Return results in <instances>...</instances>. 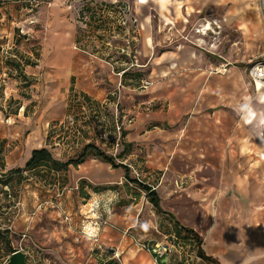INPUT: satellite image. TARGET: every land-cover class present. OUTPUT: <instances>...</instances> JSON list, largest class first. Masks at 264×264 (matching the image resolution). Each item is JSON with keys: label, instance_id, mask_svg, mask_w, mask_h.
<instances>
[{"label": "rangeland", "instance_id": "rangeland-1", "mask_svg": "<svg viewBox=\"0 0 264 264\" xmlns=\"http://www.w3.org/2000/svg\"><path fill=\"white\" fill-rule=\"evenodd\" d=\"M157 1L148 0L146 4H136L135 0H0V167L4 166L7 158L16 161L24 157L26 150L31 148L45 147L50 150L54 159L64 162L76 157L83 145L92 143L112 156L117 163L130 165L129 175L132 179L154 187L160 183L162 173L159 171L152 173L151 177L145 174L142 164L145 154L138 150L142 147H137L132 157L124 154L118 156L123 150H127V140L120 138V133L134 122V115L131 114L126 118L121 116L119 121L120 111L125 109L126 103L132 101V98L128 100L124 94L133 95L135 103L141 102L145 98L141 91H147L155 81L148 78V68H140L144 62L141 38L147 32L141 22L143 18L150 17L152 27H155ZM87 4L101 21L107 23L103 28L96 29L98 22L89 20L87 14L79 15V11ZM259 4L264 24V0H260ZM122 17L127 20L125 26L119 23ZM202 28L197 25L193 31ZM228 38L227 43L231 46L238 41L239 36L230 31ZM76 40L80 41L79 44H76ZM203 43L204 41L198 44L204 45ZM153 45L154 54L163 50L156 48V39L153 40ZM122 50L130 53V56L122 53ZM240 51L234 49L231 53L236 58ZM97 52L111 56L114 67L118 69L131 68L133 73L144 74L139 84L146 88L123 86L121 80L119 83L120 73L111 76L118 79V82H109L102 68L104 60L92 54ZM121 56L126 58L127 63L117 60ZM24 58L36 63V66L24 68L23 72L28 79L26 82L5 65L6 59L20 63ZM252 65L254 64L236 70L234 74L227 69L223 74L215 72L216 69L210 71L214 85H218L213 92V104L201 115L197 114L196 120L188 115L176 123L166 125L150 122L145 126L150 138L146 143L156 146L170 144L172 149L183 145L187 154L198 160L203 158L205 153L202 150L206 144L213 147L212 154L220 155L221 146L227 142L228 135L230 137L237 129L244 130V139H240L245 151L244 164L243 167L232 169L231 175L236 177L229 183L228 191L221 182L224 169H190L183 166L180 160L172 161L171 177L159 187L163 201L170 195L169 188L175 189L177 195H186V191L194 190L198 200L192 203L204 210L203 213L199 210L187 211L184 209L183 199H179L176 201V208H181L182 212L178 218L184 223L198 226V232L204 239L205 230L214 226V222L211 219L205 223L203 214L217 217L215 226L225 230L227 245L235 249H246V245L252 242L250 237L252 238L253 233L248 229L256 223L260 226V243L264 245V148L260 142L264 137V107L260 110V125L258 120L256 127L254 123L243 125L245 121L231 113L235 112V108H229L221 98L225 95L226 101L227 98L237 96L253 97L254 90L250 85L252 80L248 74ZM97 77L104 79L98 82ZM219 77L224 79L223 86H220L219 80L215 81ZM81 83L104 88L108 92L104 101L86 102L71 95L70 87ZM127 83L133 82L128 80ZM254 145H260V157L258 154L254 155ZM255 150L257 151V147ZM180 154L177 151L171 155ZM259 159L260 164H255L254 160ZM191 170H195L196 176L188 177L187 171ZM121 172L123 173L119 172L117 175L118 172L108 164L90 156L83 164L76 168L69 167L67 171L50 172L47 168H39L35 172L24 173V179L20 183L14 177L9 187L0 186L1 224H7V220L12 222L14 218L25 214L32 216V213H37L40 219L38 224L47 223L59 234L61 230L63 234L60 235V242L73 246L82 236L79 231L81 214L78 210L82 204L97 195V207L99 204L100 210L97 217L101 227L108 225L112 216L115 219L113 226L125 230L126 237L142 244L147 253L156 244L168 243L177 250L170 254V259L175 260L173 264L184 260L188 264L194 263L192 258L196 255V248L175 237L171 222L164 216L156 215L144 193L134 184L127 183L123 177L125 172ZM82 175H85L84 179L73 181ZM258 178L259 192L255 193L254 198L253 187L256 188V183L253 182ZM66 180L67 186L64 185ZM80 187L88 195L87 199L81 195ZM93 188L98 189V192H94ZM221 190L228 193L225 196L227 200H209L210 197L205 195L207 192L209 195L220 193ZM205 203H208V208L203 209L202 205ZM5 212L7 215H2ZM258 213L262 215L261 220L255 217ZM22 239L20 235H15L14 246L11 247L30 251L31 264H40L34 257L36 253H41L39 245L28 239L21 241ZM98 251L100 259L110 264L106 261L111 251ZM2 256L3 252L0 251V264ZM178 257L181 259L178 260ZM50 264L56 263L51 260Z\"/></svg>", "mask_w": 264, "mask_h": 264}, {"label": "crops", "instance_id": "crops-1", "mask_svg": "<svg viewBox=\"0 0 264 264\" xmlns=\"http://www.w3.org/2000/svg\"><path fill=\"white\" fill-rule=\"evenodd\" d=\"M259 1L199 0V5H197V0H158L155 27H152L150 17L143 18L141 22L147 32L141 38V53L144 62L140 68H148V78L155 79V81L147 91H141L145 97L141 102L135 103L133 95L124 94L128 100L132 98V101L126 103L125 109L120 111L123 115L119 113V120L121 116L126 118L130 114L134 115L133 124L125 129L126 135L123 139L127 140L125 141L127 150L124 156L132 157L136 148L142 147L138 150L143 151L145 154L142 163L144 170H146L145 174L151 177L155 171L162 173L161 184L153 186L158 194L160 207L163 211L172 214L181 226L192 229L201 239L203 238L202 234L198 232L199 227L192 223H184L185 221L179 219L178 216L182 210L176 208V201L183 199L184 209L193 212L199 210L200 213H203L204 210L198 209L196 204L192 203V201L198 200L197 193L194 190H188L186 195H177L175 189L170 190L169 188L170 195L166 201H163L159 187L163 182L165 183L169 176L171 177L172 161L180 160L183 166L190 169L197 167L224 169L221 182L228 191L229 183H232L233 178L236 177L231 175V173L233 174L232 169L243 167L244 164L245 151L243 150V144L240 142V139L241 141L244 139V130L237 129L236 133L231 134L230 137L228 135L227 142L221 146L220 155L212 154L213 147L206 144L202 150L205 154L202 155V159L198 160L196 157L187 154V150L183 145H178V149L176 147L172 149L170 144L156 146L155 144H148L149 142L146 143V140L149 141L150 138L147 136L149 132L145 131V126L150 122L166 125L176 123L188 115H191V119L196 120L197 114L201 115L213 104V92L218 85H214L210 71L225 66L228 72L234 74L236 70L244 69L264 54V24L260 14ZM147 2L148 0H135L136 4H146ZM130 3L129 9L131 10ZM202 13L203 16H201ZM197 25L203 28L193 31ZM230 31L239 36L238 41L233 42L231 46L227 43L229 42L228 34ZM154 39H156L158 45L156 48L163 49L158 54H154ZM203 41L204 45L198 44ZM234 49L241 50L236 58L231 53ZM102 62L104 64L102 68L106 74L105 78L109 82H118V79L111 77L112 75L116 76L113 68L115 63L105 60ZM120 77L121 75H119V83ZM219 78H216L215 81L219 80L220 86H223L224 79ZM103 79L97 77L98 82L103 81ZM250 85L254 90L252 81ZM74 89L83 92L92 101L95 100L94 102L104 101L108 94L106 90H103L104 88L92 87L87 83L76 84ZM221 98L222 102L226 103L229 108H235V112L232 111L231 113L236 118L239 117L241 121H245L243 125L254 123L255 126L256 120L260 125V110L264 107V89L261 94L254 90L253 97L237 96L227 98L226 101L225 95ZM119 104L122 106V103L119 102ZM224 114L227 115L228 112H224ZM254 126L253 128L256 127ZM260 142L264 148V137ZM256 147L257 151L255 150ZM253 149L254 155L260 154V145H254ZM32 150V148L26 150L24 157L16 161L7 158L4 161V169H0V174L11 168L23 167L30 154H32ZM177 151L181 152L179 156L171 155ZM10 154L8 157L11 156ZM260 160H254V163H259ZM127 166L130 173L131 167L130 165ZM113 170L118 172L117 175L124 171L121 168ZM88 174L90 177L92 176L90 173ZM187 174H189L188 177L191 175L196 176L195 170L187 171ZM82 176L75 178L73 181L84 179L85 175ZM66 183L67 180L64 185ZM253 183H256V188L253 187L255 198V193L259 192V178ZM227 194L221 190L220 193L214 192L209 195L207 192L205 195L207 198L210 197L209 200H227L225 197ZM94 196L89 202L82 204L78 210L81 214L79 231L82 236L79 237L81 239L80 241L77 240L76 245L70 246L68 243H61L60 235L63 234L62 231L60 230L61 234H59L47 223L45 225L38 224L40 219L37 213H32V216L25 214L16 217L12 222L7 220V224H1L0 220V230L7 229L9 231L11 246H14L13 239L15 235H20L23 238L21 241L28 239L38 244L41 253H36L34 257L40 264H50L51 260H54L56 264H106L105 261L100 259L101 255H99L98 250L102 249L111 251L106 261H109L110 264L174 263L175 260H171L170 255L162 258L159 261L160 263H156L153 257L144 250L142 244L128 236L126 237L125 230L116 229L113 226V220L115 219L112 216L110 217L112 222L110 221L108 225L101 227L97 217L98 214L100 215L99 204L97 207L98 199H96L97 195ZM97 198L99 197L97 196ZM221 204L223 205V203ZM202 207L203 209L208 208V203H205ZM2 215H7V212ZM203 216H205V223H208L211 219L214 222V226L205 230L204 239L202 240L201 248L207 256L214 258L218 264H264V245L260 243V226L257 223L251 225L248 229L249 232L253 233L252 238L250 237L252 242L246 245V249H238L237 247L235 249L227 245L225 230L215 226L217 217L214 218L210 214H203ZM255 217L261 220L262 215L258 213ZM93 250L96 252L92 253ZM15 251L25 253L27 263L31 264L32 255L30 254L32 253L30 251L22 248L15 249ZM8 257L2 256V264L7 262ZM180 259L181 257H178V260ZM193 260L194 263L192 262V264H205L196 255L192 258ZM182 263L188 264L186 260Z\"/></svg>", "mask_w": 264, "mask_h": 264}, {"label": "trees", "instance_id": "trees-1", "mask_svg": "<svg viewBox=\"0 0 264 264\" xmlns=\"http://www.w3.org/2000/svg\"><path fill=\"white\" fill-rule=\"evenodd\" d=\"M88 15L89 20H93L94 22H98L97 28L100 29L103 28L107 23L105 21H101L99 19V16L93 11V9L90 7L89 4L85 5L80 11L79 15ZM98 17V19H96ZM79 40H76V44H79ZM94 52V51H93ZM93 55L97 56L100 59H103L105 61H111L112 62V57L109 55H105L103 52H97V53H92ZM21 58V56H20ZM23 59V58H22ZM21 59V60H22ZM24 60H26L24 58ZM21 61L20 63H14L11 61V59H6L5 65L6 68L10 71H15L18 76L23 79L25 82L27 79L26 75L24 74L23 70L26 66H36V63H31L30 61ZM119 61L126 60L124 56L118 57ZM127 61V60H126ZM125 61V62H126ZM113 63V62H112ZM127 63V62H126ZM114 71L116 73L121 74V84L123 86H131L134 88H139L141 85L139 84L142 80V77L144 74L142 73H133L131 71V68H122L118 69L114 67ZM11 74V73H8ZM73 81V78L71 79ZM129 81L133 83H127ZM73 83V82H72ZM2 89V88H1ZM70 94L73 96H77L79 98H82L86 102H94L88 97L86 94L83 92H78L74 89L73 85L70 87ZM78 99V98H77ZM120 121V120H119ZM126 135L125 131H122L120 133V138H124ZM125 151L123 150L118 156H121ZM32 154H30L29 159L25 162L24 166L22 168H15V169H10L7 170L6 172L0 174V186L2 187H9L10 184L13 182L14 177H17L18 183H20L24 177V173H31L37 171L39 168H47L48 171H67L69 167H78L79 165L83 164L86 159L90 156L93 158H97V160H100L101 162L108 164L111 166L112 170L113 169H118L121 168L124 170V179L127 183L129 184H134L140 191L144 193V196L147 200V202L152 206L153 211L156 215L158 216H164L166 217L172 224L173 227V233L176 238L184 240L189 242L191 245H193L196 248V257H198L202 262L205 264H218L217 261L212 258L207 256L202 248V240L201 237L196 234L192 229L186 228L181 226L175 219V217L162 210L160 207V200L158 197V194L156 192V189H154L153 186L146 184L144 182H140L137 179H132L129 175V168L127 165L123 164L122 162L117 163L115 159L112 156L107 155L103 150H101L99 147L95 146L92 143H87L82 146V148L79 151V154L74 157V158H69L68 160L61 162L56 159H54L52 153L50 152L49 149L47 148H39V149H33L31 151ZM0 169H4V166L1 165ZM80 193L82 196H84L85 199L88 198V195H86L83 192L82 187L79 188ZM94 192H98V189L93 188L92 189ZM0 243L1 247L0 251L3 252V257H8L10 256L15 250L11 247L10 244V239H9V231L7 229L0 230ZM158 263H160L158 261ZM177 264H183L182 262H179Z\"/></svg>", "mask_w": 264, "mask_h": 264}, {"label": "built area", "instance_id": "built-area-1", "mask_svg": "<svg viewBox=\"0 0 264 264\" xmlns=\"http://www.w3.org/2000/svg\"><path fill=\"white\" fill-rule=\"evenodd\" d=\"M123 26L126 25L127 20L125 17H122L119 21ZM129 44V42H127ZM131 45V44H129ZM122 53H127L122 50ZM128 56H130V53H127ZM254 65L251 66L249 69V77L252 80L253 85L256 88V82H260L262 85V89H264V54L253 63ZM215 72H218L220 74H223L226 72V67L222 66L219 69H216ZM146 87L144 85L140 86V89H145ZM119 129V127L117 128ZM149 254L152 255L154 261L157 263L160 261L162 258H164L167 255H170L172 252H177L174 246L168 243H163V244H156L153 246L150 250H148Z\"/></svg>", "mask_w": 264, "mask_h": 264}, {"label": "water", "instance_id": "water-1", "mask_svg": "<svg viewBox=\"0 0 264 264\" xmlns=\"http://www.w3.org/2000/svg\"><path fill=\"white\" fill-rule=\"evenodd\" d=\"M5 264H28L26 261V254L22 251H15L8 257Z\"/></svg>", "mask_w": 264, "mask_h": 264}, {"label": "bare ground", "instance_id": "bare-ground-1", "mask_svg": "<svg viewBox=\"0 0 264 264\" xmlns=\"http://www.w3.org/2000/svg\"><path fill=\"white\" fill-rule=\"evenodd\" d=\"M262 87V85L260 84V82H256V88H255V86H254V90L256 91V92H259L260 94H261V92L263 91V89L261 88Z\"/></svg>", "mask_w": 264, "mask_h": 264}]
</instances>
